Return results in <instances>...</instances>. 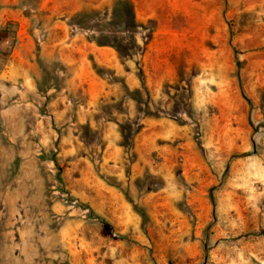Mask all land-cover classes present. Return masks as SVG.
<instances>
[{"label":"rangeland","instance_id":"374dc122","mask_svg":"<svg viewBox=\"0 0 264 264\" xmlns=\"http://www.w3.org/2000/svg\"><path fill=\"white\" fill-rule=\"evenodd\" d=\"M0 264H264V0H0Z\"/></svg>","mask_w":264,"mask_h":264},{"label":"trees","instance_id":"16d2710c","mask_svg":"<svg viewBox=\"0 0 264 264\" xmlns=\"http://www.w3.org/2000/svg\"><path fill=\"white\" fill-rule=\"evenodd\" d=\"M88 18H90V16H88V15L86 17H84L81 14L80 15L76 14V16L74 17V21H75V23H78L80 25H84V24H87V22H89ZM135 18H136L135 12L132 11L128 5L124 8L121 7L120 9L113 8L110 12V16H107V19H103V20H101L100 23L99 22H97V23H99L101 25V29H100L101 32H104L110 26H112L114 28V30H111L110 33L112 31H116V32H114V34H112V35H105L104 36L105 40L96 38V41H98V45H106L110 42L111 45H113L115 47V49L118 51L119 54L127 56L129 58H133V55H134L133 51L135 53L136 49H139V38H138L137 33L135 32L134 26H136V25L146 26L142 22H140V24H139V21L136 20ZM86 19H88V20H86ZM94 24L95 23H93L92 25H94ZM147 27H148V25H147ZM148 28H149V31H152V27H148ZM118 30H120V32L122 31L123 33L122 32L119 33ZM118 37L130 38L131 43L133 45L132 48H129V46H125L124 48L117 47L116 42H117ZM111 39H112L113 43L111 42ZM88 59L91 61L90 65L93 68V70L97 74H100L102 72V68L99 65H97V61H96V58H95L93 52L88 53ZM120 81H122V83L125 82L124 80H120ZM124 85H125V83H124ZM126 88H127V86H126ZM131 90L129 92H131ZM127 95H129V94H127ZM52 159H55V156H53Z\"/></svg>","mask_w":264,"mask_h":264}]
</instances>
